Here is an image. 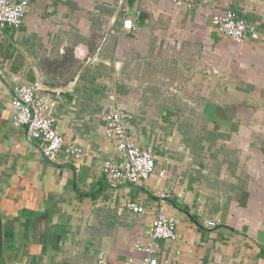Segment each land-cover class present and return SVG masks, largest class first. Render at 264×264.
I'll return each instance as SVG.
<instances>
[{
    "label": "crops",
    "instance_id": "1",
    "mask_svg": "<svg viewBox=\"0 0 264 264\" xmlns=\"http://www.w3.org/2000/svg\"><path fill=\"white\" fill-rule=\"evenodd\" d=\"M30 6L19 28L0 32L8 264H96L100 254L110 264L141 263L146 254L134 244L148 239L160 209L178 224L175 239L158 242L159 264H264V0ZM228 9L256 24L259 38L221 35L212 18ZM35 80L66 141L84 149L79 168L65 150L57 161L45 158L14 124V90ZM116 104L134 139L156 155L146 186L115 187L103 174L117 155L104 119ZM160 192L168 193L163 205ZM128 200L145 210H131Z\"/></svg>",
    "mask_w": 264,
    "mask_h": 264
},
{
    "label": "built area",
    "instance_id": "2",
    "mask_svg": "<svg viewBox=\"0 0 264 264\" xmlns=\"http://www.w3.org/2000/svg\"><path fill=\"white\" fill-rule=\"evenodd\" d=\"M178 6H191L193 0H173ZM30 0H0V32L5 28H19L28 12ZM212 23L221 34L230 37L237 43L259 38L256 24L251 23L240 12L228 9L216 11ZM124 27L132 29L131 19H124ZM43 83L39 80L15 88L12 97L14 109L13 122L24 127L28 139L37 141V150L50 161H57L65 150L76 168L84 156V149L76 142L66 141L57 126V118L53 115V102L44 93ZM106 137L112 141L117 155L104 162L103 174L115 187L123 184L146 186L149 179L157 173L156 155L149 148H144L134 139L130 128V116L117 104L111 106L104 115ZM166 177V171L159 172ZM163 205L168 193L157 194ZM126 206L133 211L143 212L145 208L134 200H128ZM177 219L160 209L151 224L147 240H138L134 247L145 252L141 263L130 258L128 264H159L157 256L158 242L161 239H175L177 236ZM210 225H214L213 222ZM96 264L108 263L104 254H100Z\"/></svg>",
    "mask_w": 264,
    "mask_h": 264
},
{
    "label": "water",
    "instance_id": "3",
    "mask_svg": "<svg viewBox=\"0 0 264 264\" xmlns=\"http://www.w3.org/2000/svg\"><path fill=\"white\" fill-rule=\"evenodd\" d=\"M0 264H8L5 247H4V231H3V217L0 211Z\"/></svg>",
    "mask_w": 264,
    "mask_h": 264
},
{
    "label": "rangeland",
    "instance_id": "4",
    "mask_svg": "<svg viewBox=\"0 0 264 264\" xmlns=\"http://www.w3.org/2000/svg\"><path fill=\"white\" fill-rule=\"evenodd\" d=\"M180 110H181L182 112H183V110H184V112L187 114V112H188V106H187V105H183V104H181ZM182 121H184V120H182ZM186 125H187V124H186ZM202 136H204V135L202 134ZM180 137L183 138V135L180 136ZM184 137H185V136H184ZM185 138H186V137H185ZM183 143L188 144V139L186 138L185 140H183Z\"/></svg>",
    "mask_w": 264,
    "mask_h": 264
}]
</instances>
